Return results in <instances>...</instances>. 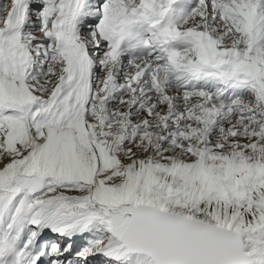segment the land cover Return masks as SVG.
<instances>
[{
    "label": "snow or ice",
    "instance_id": "snow-or-ice-1",
    "mask_svg": "<svg viewBox=\"0 0 264 264\" xmlns=\"http://www.w3.org/2000/svg\"><path fill=\"white\" fill-rule=\"evenodd\" d=\"M0 264H264V0H2Z\"/></svg>",
    "mask_w": 264,
    "mask_h": 264
},
{
    "label": "rangeland",
    "instance_id": "rangeland-1",
    "mask_svg": "<svg viewBox=\"0 0 264 264\" xmlns=\"http://www.w3.org/2000/svg\"><path fill=\"white\" fill-rule=\"evenodd\" d=\"M0 2H2V0H0Z\"/></svg>",
    "mask_w": 264,
    "mask_h": 264
}]
</instances>
